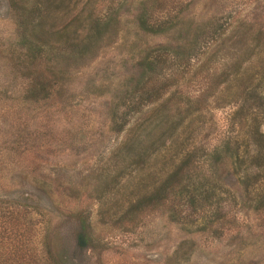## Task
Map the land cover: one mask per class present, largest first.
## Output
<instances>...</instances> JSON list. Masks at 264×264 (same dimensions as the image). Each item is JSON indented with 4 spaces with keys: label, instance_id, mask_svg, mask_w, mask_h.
Returning <instances> with one entry per match:
<instances>
[{
    "label": "rangeland",
    "instance_id": "374dc122",
    "mask_svg": "<svg viewBox=\"0 0 264 264\" xmlns=\"http://www.w3.org/2000/svg\"><path fill=\"white\" fill-rule=\"evenodd\" d=\"M176 1L172 27L152 35L135 19L139 3L149 7V0H0V221L18 213L16 233L30 263L264 264V142L248 135L264 137V79L257 73L264 66L254 56L242 63L239 82L230 76L229 86H217L216 70L228 56L205 50L215 20L227 24L237 12L246 18L264 9V0ZM103 17L106 24L93 28ZM29 19L40 22L36 43L44 44L43 62L58 76L48 99L25 93L27 47L18 24ZM77 33L82 42L71 47ZM162 48L184 59L172 86L151 103L150 88L137 83L145 59L168 56ZM169 75L164 70L158 79ZM244 86L255 91V102L242 104ZM228 138L235 151L210 158ZM187 154L193 157L182 185L195 188L196 202L210 209H182L180 219L178 188L123 219L128 204ZM78 211L92 236L82 253L73 248Z\"/></svg>",
    "mask_w": 264,
    "mask_h": 264
},
{
    "label": "trees",
    "instance_id": "16d2710c",
    "mask_svg": "<svg viewBox=\"0 0 264 264\" xmlns=\"http://www.w3.org/2000/svg\"><path fill=\"white\" fill-rule=\"evenodd\" d=\"M150 6L146 5V2H140L141 6L137 14L135 15L136 22L139 24V29L144 31L147 34H160L163 31L169 30L172 26L171 19L168 17V14L172 7L178 2L176 0H149ZM122 5V4H121ZM248 17L242 18L238 12L232 13V17H229L227 24L219 23L217 20L214 21L213 26L208 33L207 41L205 43V50L211 51L212 56L217 55L222 51H226L228 56L227 61L225 62V67L220 70H216V85L221 84L230 85V76L233 81L239 82L237 78L240 67L242 63L248 61L254 56L259 59V65L261 68L264 66V9L258 10L257 8L253 9L252 12L248 13ZM30 20V19H29ZM108 21L107 18H104L100 21L94 19L93 28L98 29V27L106 24ZM74 22H77V19H74ZM40 22L37 24L33 23L31 20L22 21L18 24V32L21 33V45L27 47L25 51L24 63L25 70L27 73V86L25 93L31 95L35 100L48 99L51 94V90H55L58 85V76L48 69V66L43 61H48V58H43V48L44 44L42 42L36 43L38 40V34L34 33L35 27H38ZM80 26V23L78 22ZM31 26V27H29ZM28 30L31 31L30 34ZM94 31V30H93ZM90 32V29H89ZM97 30H95V33ZM63 31H57L56 34L62 36ZM30 37L32 40H30ZM86 40L90 39V34L85 35ZM40 41V40H39ZM71 47L73 43L78 46V43H81V37L78 33L75 36L71 37ZM49 50H52V47L49 44ZM163 53H168V56L160 58L158 55H153L150 58L145 59L143 63L144 73L140 76V81L137 85L149 87L147 91L148 96L147 101L154 103L160 99L162 93L166 91L168 87L172 86L174 80V75L176 74L179 62L183 61L177 52H173L171 49L162 48L160 49ZM183 55V54H181ZM185 55V54H184ZM256 63L252 64L250 67H255ZM169 71V77L164 81L158 79V74L163 73V71ZM44 72L49 73V76L45 75ZM231 72V74H230ZM260 75H263L264 71L257 72ZM242 104H245L251 98V94L254 97V90H247V87L241 89ZM258 98V96L256 97ZM255 98V99H256ZM202 99H197V103H202ZM254 102L255 100L252 99ZM238 107L237 111L233 112L234 114H239L242 110V105ZM255 105V104H253ZM137 110L133 107L130 108V113L135 114ZM163 112V110H162ZM126 121L123 120L122 127L126 125ZM249 137H254V142L259 144V146L264 142V137L260 133H257L255 130L248 133ZM237 147L234 145L231 146L230 139L224 140L223 146L215 147L211 149V152L208 154L211 157L218 158L219 153L224 151H235ZM127 151H129L127 149ZM134 151V150H130ZM141 151V150H138ZM236 154V152H233ZM136 155L137 159L144 157L143 154L133 153ZM147 156V155H146ZM260 151L257 152L255 158L259 159ZM193 156L187 154L184 156L182 161H179L177 167L171 172H167L164 178L152 188V190L146 192L145 194L136 198L133 202L128 204L126 209L123 211L122 218L135 217L137 218L142 213L151 208H154L166 198L167 194L173 192L175 189L184 188L180 190L182 192L178 193L181 203L176 204V215L180 217H186L184 214H181L182 209H189V213L196 215L198 213L206 212L210 208L203 207L201 204L196 202L195 195L196 189H187L186 184L182 185V175L186 166L190 162V159ZM147 158V157H146ZM264 161V157L261 158ZM185 190V192H184ZM182 195V196H181ZM189 214V215H190ZM74 232H73V248L75 251L80 253L92 247V236L89 232V222L87 216L78 211L74 215ZM181 219V218H180ZM20 221V222H19ZM21 219L18 216L17 212H10L8 215L1 217L0 221V264H32L30 263V258L28 251L21 248V243L23 239L19 240V235L16 233V229L19 228ZM18 236V237H17ZM66 260L64 259H54L55 264H65Z\"/></svg>",
    "mask_w": 264,
    "mask_h": 264
}]
</instances>
